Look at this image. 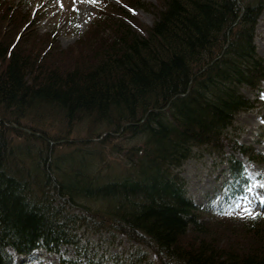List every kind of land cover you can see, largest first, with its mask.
<instances>
[{"label": "trees", "instance_id": "obj_1", "mask_svg": "<svg viewBox=\"0 0 264 264\" xmlns=\"http://www.w3.org/2000/svg\"><path fill=\"white\" fill-rule=\"evenodd\" d=\"M263 8L105 2L82 37L60 47L54 30L15 36L38 17L0 0V264L15 255L42 264L37 249L102 263L93 246L84 252V231L131 240L119 264H264V219L238 222V240L219 239L216 216L204 218L215 212L191 200L179 171L201 152L222 156L228 204L245 180L233 152L264 159L228 130L252 105L241 88L264 79L254 40ZM138 9L152 13L149 24L132 19ZM76 128L85 140L74 141Z\"/></svg>", "mask_w": 264, "mask_h": 264}, {"label": "rangeland", "instance_id": "obj_2", "mask_svg": "<svg viewBox=\"0 0 264 264\" xmlns=\"http://www.w3.org/2000/svg\"><path fill=\"white\" fill-rule=\"evenodd\" d=\"M12 1L21 10L29 11V13L36 14V17H38V19H35V17L32 20L30 19L27 24H24L25 26L22 24L17 25V30L13 33L15 36L16 33H19L18 37H21L23 33L30 32L36 34L37 37H41L42 32L54 30L56 31L55 41L60 47L69 46L77 38L82 37L85 27L94 16L95 9L100 5L105 2L119 3V0ZM144 1L155 2V0ZM130 14L134 21L141 23L149 24L153 18L151 12L142 9L134 12L130 11ZM254 40L257 53L264 56V8L256 22ZM56 43L53 42L55 45ZM241 90L249 98L252 105L247 109L236 112L234 121L228 130L238 143L252 150L250 151L252 154L256 156L261 154L264 158V79L260 81L257 88L242 87ZM77 129L72 133L74 141L85 140ZM222 149L225 150L224 154L230 152L226 145ZM233 156L240 161L245 172V180L239 187L240 193L230 199L228 204H222L221 202L227 188L232 185V178L227 172L228 167L222 156L201 152V154L185 159L179 167L181 175L186 179V190L191 200L202 210L208 208L215 212L206 214L204 218L216 216V223L211 222L209 225L211 224L210 228L223 241H227V239L231 241L238 240V237L241 236L237 234L240 233L243 236L245 235L242 227H237L238 222L255 218L257 220L264 219V159H247L244 154L237 151L233 152ZM215 209H217V212ZM248 212H251L252 215L249 216ZM226 213H231V215ZM232 216H236V218H232ZM238 219L240 221H237ZM83 237L81 246L86 248L84 252H88V249L93 246L100 255V261L102 262L100 264H116L120 253L131 245V240L118 231H116L115 239L110 242H108L105 233L96 236L89 231H84ZM140 245L147 250L149 257L154 259V254L148 247L144 244ZM71 251L69 249V252ZM35 252L42 264H68L62 261V258L68 256L69 253L59 255L42 249H37ZM23 259V256L15 255L12 264H19ZM119 262L121 260L118 259L117 264ZM33 264H36V262L34 261Z\"/></svg>", "mask_w": 264, "mask_h": 264}, {"label": "snow or ice", "instance_id": "obj_3", "mask_svg": "<svg viewBox=\"0 0 264 264\" xmlns=\"http://www.w3.org/2000/svg\"><path fill=\"white\" fill-rule=\"evenodd\" d=\"M226 214L231 215V213H226ZM248 215L251 216L252 213L251 212H248Z\"/></svg>", "mask_w": 264, "mask_h": 264}, {"label": "bare ground", "instance_id": "obj_4", "mask_svg": "<svg viewBox=\"0 0 264 264\" xmlns=\"http://www.w3.org/2000/svg\"><path fill=\"white\" fill-rule=\"evenodd\" d=\"M254 124V123H253ZM257 199V198H256ZM260 203V202H259ZM263 206H264V204H263Z\"/></svg>", "mask_w": 264, "mask_h": 264}]
</instances>
